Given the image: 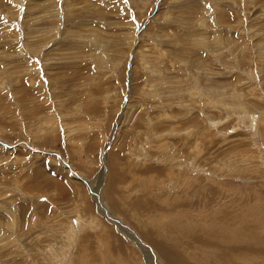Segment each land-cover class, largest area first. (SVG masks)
<instances>
[{
	"label": "rangeland",
	"instance_id": "obj_1",
	"mask_svg": "<svg viewBox=\"0 0 264 264\" xmlns=\"http://www.w3.org/2000/svg\"><path fill=\"white\" fill-rule=\"evenodd\" d=\"M182 260L264 264V0H0V264Z\"/></svg>",
	"mask_w": 264,
	"mask_h": 264
},
{
	"label": "bare ground",
	"instance_id": "obj_2",
	"mask_svg": "<svg viewBox=\"0 0 264 264\" xmlns=\"http://www.w3.org/2000/svg\"><path fill=\"white\" fill-rule=\"evenodd\" d=\"M159 246H160V245H159ZM246 247H247V246H246ZM160 248H162V247L160 246ZM162 249H163V248H162ZM178 251H179V250H178ZM174 264H187V261H185V260L183 261V260H182L181 262H179V261L176 262V263L174 262Z\"/></svg>",
	"mask_w": 264,
	"mask_h": 264
}]
</instances>
